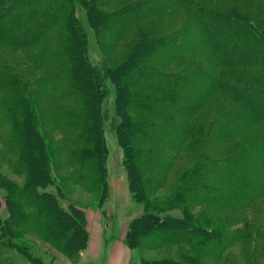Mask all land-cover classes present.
Wrapping results in <instances>:
<instances>
[{"label":"trees","instance_id":"1","mask_svg":"<svg viewBox=\"0 0 264 264\" xmlns=\"http://www.w3.org/2000/svg\"><path fill=\"white\" fill-rule=\"evenodd\" d=\"M106 82L140 264H264V0H0V242L80 262L66 197L106 196Z\"/></svg>","mask_w":264,"mask_h":264},{"label":"rangeland","instance_id":"2","mask_svg":"<svg viewBox=\"0 0 264 264\" xmlns=\"http://www.w3.org/2000/svg\"><path fill=\"white\" fill-rule=\"evenodd\" d=\"M76 14L84 23L88 36V54L90 61L97 67H101L104 61L110 57L109 51H105L98 45L93 30L89 27L85 10L79 5L75 6ZM110 54V55H109ZM109 58L108 62L110 63ZM107 95L102 102V125L104 132V140L107 148V193L104 199L100 200L96 195L86 194L80 188H76L66 198L74 201L84 209H93L98 211L102 224L110 223L105 229L104 245L109 243L112 236L121 233L127 228V224L131 217L141 210L140 204L136 203L127 188L126 172L122 166L123 151L116 139L115 129L119 121V117L114 110V88L106 82ZM5 176L15 182H21V178L13 175L6 168L3 169ZM0 189V196L3 194ZM1 215H6V209L3 208ZM28 238L26 242L21 239L13 241L22 246L28 245L31 256L39 258L43 263L47 264H73L70 260L55 251L43 242ZM144 257L148 259L158 258L157 253H144ZM0 264H34L23 254L19 253L16 248L8 245L5 239L0 242ZM78 264V263H77ZM140 264V259L135 263Z\"/></svg>","mask_w":264,"mask_h":264},{"label":"crops","instance_id":"3","mask_svg":"<svg viewBox=\"0 0 264 264\" xmlns=\"http://www.w3.org/2000/svg\"><path fill=\"white\" fill-rule=\"evenodd\" d=\"M85 217L88 241L78 264H132L139 260L138 251L131 249L123 240L126 229L112 236L104 245L105 229L110 224H102L99 212L93 209H85Z\"/></svg>","mask_w":264,"mask_h":264}]
</instances>
